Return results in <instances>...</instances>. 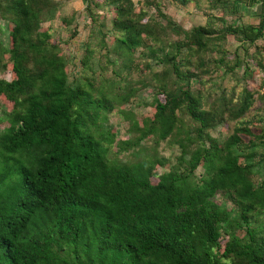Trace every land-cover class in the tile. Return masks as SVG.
Wrapping results in <instances>:
<instances>
[{"label": "trees", "instance_id": "1", "mask_svg": "<svg viewBox=\"0 0 264 264\" xmlns=\"http://www.w3.org/2000/svg\"><path fill=\"white\" fill-rule=\"evenodd\" d=\"M247 3L258 5L257 23L232 32L252 42L264 31V0ZM48 4L0 0V15L11 25L14 72L13 80L0 79V94L11 102L0 133V264H264V232L256 235L247 218L254 209L264 210V184H252L247 155L238 162L239 136L231 134L221 148L207 136L208 145L194 147L187 159L179 144L178 165L155 183L144 162L109 161L107 135L94 136L88 125L113 106L99 90L92 96L91 87L66 82L61 57L35 33ZM115 13L114 28L122 32L115 41L126 51L139 44L140 34H152L141 12L137 26L120 8ZM204 33L193 30L199 46ZM248 102L245 96L235 116ZM179 104L198 131L206 126L208 114L186 86L154 105L141 135L150 129L165 138ZM201 160L206 175L192 179ZM219 192L238 207L246 237L234 233L229 211L212 200ZM221 227L227 236L220 241ZM217 246L221 257L233 259L216 257L211 249Z\"/></svg>", "mask_w": 264, "mask_h": 264}, {"label": "rangeland", "instance_id": "2", "mask_svg": "<svg viewBox=\"0 0 264 264\" xmlns=\"http://www.w3.org/2000/svg\"><path fill=\"white\" fill-rule=\"evenodd\" d=\"M48 2L44 11H49H41L43 20L35 33L61 57L68 84L91 87L92 96L99 90L113 106L100 113L95 121L98 127L88 125L94 136L100 132L107 135L104 144L109 161L144 162L150 182L155 183L161 173L178 165L179 144L184 146L187 159L194 147L208 145L207 136L221 148L222 142L236 133L240 138L238 162L247 160V155L252 164V184H264V31L252 42L232 32L235 26L257 23L258 5H248L247 0ZM119 8L136 26L141 12L142 21L146 19L152 30V34H140L139 44L130 51L115 41L122 35L113 25ZM10 26L0 15V79L6 81L14 79ZM4 27L5 33L1 32ZM197 27L205 30L200 37L203 46L194 42L193 30ZM186 86L208 114L206 126L198 131V123L179 104L173 110L175 125L165 138L159 139L150 129L142 136L143 128L152 120L154 105L163 102L168 92ZM124 96L127 99L119 102ZM245 96L249 100L247 108L235 116ZM10 110L11 102L0 94V133L8 124ZM205 166L201 160L192 179L205 176ZM178 168L181 170V165ZM212 200L229 211L234 233L244 235L238 207L222 192ZM247 218L256 235L264 232V210L254 209ZM226 234L222 227L218 229L220 241ZM211 251L220 260L233 259L221 257L220 246Z\"/></svg>", "mask_w": 264, "mask_h": 264}]
</instances>
